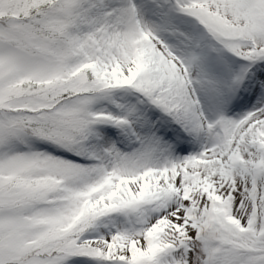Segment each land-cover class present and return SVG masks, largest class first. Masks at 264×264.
Segmentation results:
<instances>
[{"label":"snow or ice","instance_id":"snow-or-ice-1","mask_svg":"<svg viewBox=\"0 0 264 264\" xmlns=\"http://www.w3.org/2000/svg\"><path fill=\"white\" fill-rule=\"evenodd\" d=\"M0 264H264V0H0Z\"/></svg>","mask_w":264,"mask_h":264}]
</instances>
